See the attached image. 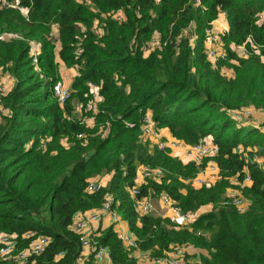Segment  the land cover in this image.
<instances>
[{"label":"trees","instance_id":"1","mask_svg":"<svg viewBox=\"0 0 264 264\" xmlns=\"http://www.w3.org/2000/svg\"><path fill=\"white\" fill-rule=\"evenodd\" d=\"M91 1L18 0L16 6H0V33H18L0 38V66L14 78L0 94V232L16 233L19 249L28 244V231L50 237L42 252L21 264H74L81 244L70 224L78 212L99 207L107 192L135 235L136 244L127 247L112 225L101 230L99 241L116 264H137L135 249L158 256L174 243L205 250L185 264H264V165L253 157H264V133L228 111L264 108V0ZM116 10L121 20L113 15ZM221 11L229 26L221 36L227 57L212 62L205 28ZM94 21L101 34L93 32ZM155 33L160 44L145 54ZM31 41L40 44L39 69ZM57 41L59 58L77 67L62 104L53 93L60 79ZM231 43L251 52L239 56ZM224 66L233 69L230 76ZM90 82L101 95L96 109L87 108ZM76 101L92 125L74 114ZM147 111L176 139L217 143L212 159L219 177L210 185L193 184L190 179L208 157L200 165L183 161L169 147L144 139ZM142 165L160 174L138 183L141 195L165 192L183 212L209 203L211 208L177 226L158 213L138 220L128 188ZM104 172H112L109 183L87 191L88 178ZM247 174L251 181L240 190L250 200L248 209L222 204L225 190L239 186L231 177L243 181Z\"/></svg>","mask_w":264,"mask_h":264},{"label":"built area","instance_id":"2","mask_svg":"<svg viewBox=\"0 0 264 264\" xmlns=\"http://www.w3.org/2000/svg\"><path fill=\"white\" fill-rule=\"evenodd\" d=\"M196 1L199 2V0ZM17 3L18 0H0V6H16ZM20 9L23 11V13H26L28 10L27 7H20ZM113 15L118 20L122 19V13L119 10L114 11ZM211 26L205 28L204 46L208 59L212 62H216L219 59H225L227 57V51L224 47L221 46V44L223 43L217 46L218 38L215 34H212L213 30ZM92 30L96 34H101L103 32V29L99 26L97 21H94ZM225 30H227V28H225ZM190 32H193L192 28H190ZM17 36L18 33L11 31L3 32L0 34V38H12ZM191 37H194V34H191ZM247 40L249 41L253 51L258 52V48L255 44L252 43L250 37H247ZM159 44V34L155 33L152 39L148 42L147 46L144 47V53L147 54L150 49ZM230 46L233 50H235L237 55L242 57L248 56L251 52L245 44L231 43ZM30 53L33 63L35 64L36 68L39 69V42L31 41ZM1 71L2 70L0 68V89L3 92L5 91V89L1 84ZM89 89L92 95V104L88 105L87 108L91 107L92 109H96L97 102L101 99V95L98 92V86L90 82ZM53 93L56 95L58 102L62 104L64 100L69 96L70 90L68 88H65L60 79H58L53 83ZM81 107L82 103L77 101V103H74L73 112L76 113L79 118H82L85 120V122L89 123V121H92L93 118L81 116ZM253 107L254 106H243L240 108H232L228 111L234 118L243 120L245 117H248L250 115L251 109ZM1 109L6 111L4 108ZM254 124L262 133H264V120L255 122ZM141 135L144 139L154 140V142L159 147H169L171 151H173L174 155L178 156L183 161L192 160L196 164L200 165L203 162V159L208 157L204 165L199 167L197 173L190 179L193 184L210 185L219 177V167L217 163L212 159V156H214L218 152L217 143L211 140L199 139L197 142L189 144L174 137L166 139L161 135L160 130L156 126V123L152 119L151 113L149 111L145 113L143 121L141 123ZM236 149L239 152L243 150L242 146L240 145L237 146ZM260 164L264 165V163ZM139 173H141V178L144 176L159 177L160 170L158 168H149L145 165H142L139 166ZM136 180V184L130 186L128 189L133 199V207L138 220L143 215L156 213L153 196H157L160 199L162 204H164L169 209L171 216L183 223H188L194 220L199 214L198 209L186 212L181 211L173 204V200L165 192H160L156 195L153 194L154 191L151 190L146 195H141L140 186L138 185ZM243 180H250L249 175L247 174ZM100 186L102 185L99 181L93 179V177L88 178L86 186L87 191H95ZM113 200L114 199L112 193L107 192L99 207L92 208L84 212H78L74 216L70 224V229L79 234L81 244V251L75 258L74 264H86L87 254H85L83 251L85 248L89 250V253L94 260H100L103 258L111 260L109 248L99 241V234H94L87 230V223L89 221L97 220L98 218H100V214L103 211H109L114 218H118L120 215L118 214L116 208L112 206ZM221 203L225 205H233L239 212H243L248 209L250 200L241 192L240 189L237 190L235 188H231L230 186L225 190ZM117 234L118 237L122 240L123 244L127 247H132L136 244L135 235L132 231H117ZM24 236L30 237V240L26 246L19 249L16 246V233H9L4 231L0 232V264H21L25 262L30 256L42 252L50 241V237L47 234L35 233L34 231H28L24 234ZM189 248L193 249V245L190 243H174L164 251L163 255L151 256L148 252L142 251V256L149 261V264H185V262L189 261L187 258Z\"/></svg>","mask_w":264,"mask_h":264},{"label":"crops","instance_id":"3","mask_svg":"<svg viewBox=\"0 0 264 264\" xmlns=\"http://www.w3.org/2000/svg\"><path fill=\"white\" fill-rule=\"evenodd\" d=\"M221 12H223V11H221ZM221 12H219V14ZM217 18H215V19H217ZM226 25L228 26L227 22H226ZM51 31H52V34L54 36H56L58 34V24L57 23H53L52 24ZM59 45L60 44L57 41L56 42V46H55L56 47L55 59L58 61L59 67H60V64H62V63H63V66L65 67V65H64L65 63L59 58L58 53H57ZM65 69H66V67H65ZM60 71H61V69H59V72ZM225 71H228V76H230L232 74V72H233V69L230 68V67L224 66V67H222V72L224 74H226ZM13 82H14L13 76H11L7 72H2L1 71V84L4 86L5 92L12 87ZM256 111L257 112L260 111L258 115L255 114V113H257ZM262 111H264V109L261 110L260 108L253 107L251 109V113H250L251 117L249 119L245 117L243 120L246 123H250V124H254L255 122H260L261 120H264V112H262ZM89 124L92 125L93 124V120L89 121ZM159 130H160L161 135L164 138H166V139L169 138L170 139L172 137V135L170 134L169 130L166 127H161V128H159ZM260 157H261V159H256L258 162H260L259 160H261V161L264 160L263 156H260ZM111 174H112V172H104V173H101V174L94 175L92 177H93V179L99 181L102 186H106L109 183V180L111 178ZM143 179L144 178H141V173L138 172L137 180H136L137 183L142 182ZM231 181L234 184H239V186H241L243 184H249L251 180L239 181L237 179V177L232 176L231 177ZM239 186L235 185V186H231V188H235V189L239 190L240 189ZM153 200H154L155 207H156V213H165V214L170 213L169 209L164 204H162V202L160 201V199L157 196H155V197L153 196ZM209 207H211L210 203L202 205L198 210H199V212H202L206 208H209ZM88 210H90V209H88ZM109 225H112L113 229L116 232L117 231H127V232L130 231L128 223H127L126 220L121 218V216H119L118 218H114L109 211H105V212L103 211L100 214V218H98L97 220L89 221L87 223V230L90 231L91 233H94V234H100L101 230L104 229L105 227L109 226ZM195 249H198V248L195 247ZM198 250L201 251V249H198ZM83 251H84L85 254H87L86 264H116L112 260H109L107 258H103V259H100V260H94L92 258V256H91V254L89 253V250H87L85 248ZM132 253L134 254V256L137 259L136 260L137 264H149L148 261L144 260V257L142 256V251H140L138 249H135V250L132 251Z\"/></svg>","mask_w":264,"mask_h":264},{"label":"rangeland","instance_id":"4","mask_svg":"<svg viewBox=\"0 0 264 264\" xmlns=\"http://www.w3.org/2000/svg\"><path fill=\"white\" fill-rule=\"evenodd\" d=\"M78 1H82V2H85V3H87V4H89V5H91V3H92V1L91 0H78ZM219 14V13H218ZM219 18H221L222 19V21H221V23H218L216 20H214L213 21V23H212V26H211V28H212V30H213V33L212 34H215L216 36H217V46L218 45H220L221 43H223V40H222V34H224L227 30H228V27L229 26H227L226 25V22L228 23V20H227V17H226V14H225V12H221L219 15H218V20L220 21V19ZM223 26H222V25ZM225 26V27H224ZM190 28H192L193 29V27H190ZM190 28H188L189 29V32H190ZM225 28H227V30H225ZM185 33H187L186 31H184ZM1 34V33H0ZM224 44H221V46L222 47H224L223 46ZM65 65V64H64ZM58 67H59V63H58ZM65 67H66V69H65ZM65 67L63 66V63L62 64H60V67H59V69H61V71L59 72V74H60V81H61V83L63 84V86L65 87V88H68L69 90H70V84H71V82H72V80L74 79V77H75V75L77 74V67H75V66H67V65H65ZM0 68L2 69V72H7V73H9L10 75H11V73L9 72V71H7V70H4L1 66H0ZM65 69V70H64ZM225 73H226V75H228V71H225ZM62 75V76H61ZM12 76V75H11ZM5 91H1V89H0V94H2V93H4ZM75 103H77V101L75 102ZM261 110L262 109H264V108H261V107H259ZM257 112V111H256ZM259 112L260 111H258L257 113H255V114H259ZM262 112H264V111H262ZM74 114H76V113H74ZM251 117V115L250 116H248V117H246V118H250ZM261 121H263V120H261ZM148 142H150L151 144H153V142L151 141V140H149ZM171 153H172V155H174V153H173V151H171ZM254 159H261V157H260V155H255L254 154ZM261 163H264V160L263 161H261V160H259ZM142 178H147L146 176H144V177H142ZM152 179H154L153 177H151ZM239 188H241V186H239ZM211 207H209V208H206L204 211H207V210H209ZM158 214H160V215H165V216H169L171 219H172V223H174V224H176V226L177 225H181V224H184L183 222H181V221H179V220H177V219H175L173 216H171V214L170 213H167V214H165V213H158ZM198 249H201V251L200 250H198ZM198 249H195V246H193V249H188V251H189V253L187 254V258H188V260L189 261H193V260H196V258H198L199 257V253L200 252H204L205 250L204 249H202V248H198ZM144 260H146V261H148L146 258H144ZM148 263H149V261H148Z\"/></svg>","mask_w":264,"mask_h":264},{"label":"bare ground","instance_id":"5","mask_svg":"<svg viewBox=\"0 0 264 264\" xmlns=\"http://www.w3.org/2000/svg\"><path fill=\"white\" fill-rule=\"evenodd\" d=\"M220 19V21L217 19L216 21L218 22V23H221V21H222V19L221 18H219ZM222 25V24H221Z\"/></svg>","mask_w":264,"mask_h":264}]
</instances>
